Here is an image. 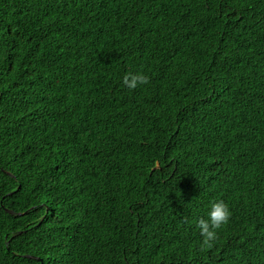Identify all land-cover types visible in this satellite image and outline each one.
Returning a JSON list of instances; mask_svg holds the SVG:
<instances>
[{
	"label": "trees",
	"instance_id": "trees-1",
	"mask_svg": "<svg viewBox=\"0 0 264 264\" xmlns=\"http://www.w3.org/2000/svg\"><path fill=\"white\" fill-rule=\"evenodd\" d=\"M0 264H264V0H0Z\"/></svg>",
	"mask_w": 264,
	"mask_h": 264
},
{
	"label": "clouds",
	"instance_id": "clouds-1",
	"mask_svg": "<svg viewBox=\"0 0 264 264\" xmlns=\"http://www.w3.org/2000/svg\"><path fill=\"white\" fill-rule=\"evenodd\" d=\"M148 76L141 73H128L123 77V84L134 90L138 85L148 83ZM207 218H201L197 222L200 234L203 237L202 247L210 249L217 240L218 230L228 223L231 211L228 205L220 201L212 202L206 213Z\"/></svg>",
	"mask_w": 264,
	"mask_h": 264
}]
</instances>
